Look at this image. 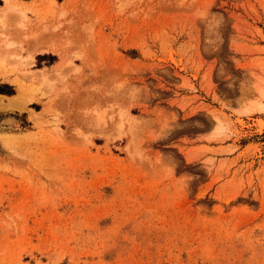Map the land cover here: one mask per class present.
I'll list each match as a JSON object with an SVG mask.
<instances>
[{
	"label": "rangeland",
	"instance_id": "rangeland-1",
	"mask_svg": "<svg viewBox=\"0 0 264 264\" xmlns=\"http://www.w3.org/2000/svg\"><path fill=\"white\" fill-rule=\"evenodd\" d=\"M20 1L0 264H264V0Z\"/></svg>",
	"mask_w": 264,
	"mask_h": 264
},
{
	"label": "bare ground",
	"instance_id": "bare-ground-1",
	"mask_svg": "<svg viewBox=\"0 0 264 264\" xmlns=\"http://www.w3.org/2000/svg\"><path fill=\"white\" fill-rule=\"evenodd\" d=\"M4 1V5L1 6L2 8L0 9V47H2L3 49V54L0 55V72L3 71L2 68L4 66V60L6 58H18V54H15L13 53V51H9V48H10V45H12V42L9 41V39L7 40V35L8 33L6 34L5 31H6V18L5 16L7 14H11V13H22V11L24 10L23 8H25V4L23 5V3L20 1V0H3ZM23 9V10H22ZM36 49L35 50H31L27 53V57H29V59L31 57H33V54H35L37 51H40V50H43V47H35ZM8 50V51H7ZM6 55V56H5ZM8 55V57H7ZM15 55H18L15 57ZM28 59V61H29ZM20 61V60H18ZM36 76V75H35ZM41 77V76H40ZM46 77V76H45ZM43 77V78H45ZM38 78V77H37ZM47 78V77H46ZM17 94L12 96L8 102H3L2 101V97L4 95L0 94V110H3V109H13V108H16L18 110H20L21 108V104H23L21 101V104L20 102L18 101L20 98L23 99V97L25 98V95H23L22 97V94H23V91H22V86H18V89H17ZM24 94H25V90H24ZM21 99V100H22ZM22 109V108H21Z\"/></svg>",
	"mask_w": 264,
	"mask_h": 264
},
{
	"label": "crops",
	"instance_id": "crops-1",
	"mask_svg": "<svg viewBox=\"0 0 264 264\" xmlns=\"http://www.w3.org/2000/svg\"><path fill=\"white\" fill-rule=\"evenodd\" d=\"M54 50V49H53ZM53 50H50L49 48H43V50H40V51H37V55L38 54H40V55H42V54H44V53H47V52H50V51H53ZM49 66H51V64H49L48 66H47V68L49 67ZM40 71V70H39ZM41 75H44V73H42Z\"/></svg>",
	"mask_w": 264,
	"mask_h": 264
}]
</instances>
